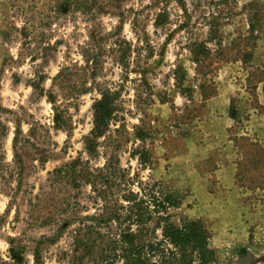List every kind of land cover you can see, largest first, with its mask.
<instances>
[{
	"label": "rangeland",
	"instance_id": "rangeland-1",
	"mask_svg": "<svg viewBox=\"0 0 264 264\" xmlns=\"http://www.w3.org/2000/svg\"><path fill=\"white\" fill-rule=\"evenodd\" d=\"M75 161L172 195L148 241L195 220L208 264H264V0H0V264H105L78 238L118 236L97 222L124 191L104 201Z\"/></svg>",
	"mask_w": 264,
	"mask_h": 264
},
{
	"label": "trees",
	"instance_id": "trees-1",
	"mask_svg": "<svg viewBox=\"0 0 264 264\" xmlns=\"http://www.w3.org/2000/svg\"><path fill=\"white\" fill-rule=\"evenodd\" d=\"M202 53L198 52L196 62L199 63ZM111 90L101 92L102 98L98 100L97 106L101 109L98 114L97 130L100 131L104 122L112 114L113 94ZM51 99L54 96L51 95ZM57 111L55 121L59 125L62 111ZM93 140L88 143V150L93 146ZM75 161L66 165L67 174H75L79 179L93 184L95 191L104 201L113 200V187L116 191H124L120 198L124 203H118L117 199L111 206H106L107 215H101L97 224H109L114 220L117 223L119 234L117 237L105 240V234L95 231L93 225L88 226L87 231L81 236L78 242L85 248L87 253L92 254L96 247L101 250V257L105 264H193L195 260L202 264H208L215 258V250L211 245V234L209 230L199 221L187 220L182 225H175L169 222L167 217L160 216L155 228L161 227L164 239L160 241L147 240L150 228L147 223L154 217V214L166 212L169 207H177L179 204L172 195L164 194L161 190H155L151 187L148 191L141 187L140 191L131 189L126 182L125 188L117 184L120 179L117 175L116 166L113 163H107L103 170L97 173L88 168L76 170ZM72 169V170H71ZM62 170H58L60 173ZM123 178H121L122 180ZM97 182L103 183L104 188L99 189ZM115 191V190H114ZM165 223V224H164ZM96 224V225H97ZM168 243L172 247L166 248ZM12 256L15 260L19 259V252L14 249ZM159 257V261L153 260V257ZM120 262V263H119Z\"/></svg>",
	"mask_w": 264,
	"mask_h": 264
}]
</instances>
